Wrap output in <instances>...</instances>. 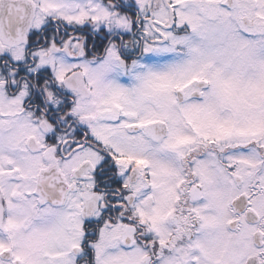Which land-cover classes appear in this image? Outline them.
Returning <instances> with one entry per match:
<instances>
[{
    "label": "snow or ice",
    "instance_id": "1",
    "mask_svg": "<svg viewBox=\"0 0 264 264\" xmlns=\"http://www.w3.org/2000/svg\"><path fill=\"white\" fill-rule=\"evenodd\" d=\"M0 264H264V0H0Z\"/></svg>",
    "mask_w": 264,
    "mask_h": 264
}]
</instances>
